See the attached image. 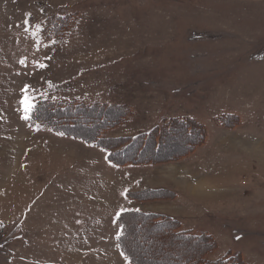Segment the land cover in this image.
<instances>
[{"label":"rangeland","instance_id":"rangeland-1","mask_svg":"<svg viewBox=\"0 0 264 264\" xmlns=\"http://www.w3.org/2000/svg\"><path fill=\"white\" fill-rule=\"evenodd\" d=\"M58 15L62 34L48 38ZM50 97L124 106L105 137L189 117L204 143L161 163L115 164L102 146L31 124ZM184 130L154 156L188 145ZM154 188L176 196L128 195ZM131 208L203 228L218 244L211 259L239 251L264 264V0H0V264H132L116 222ZM149 221L132 218L139 256L197 264Z\"/></svg>","mask_w":264,"mask_h":264},{"label":"trees","instance_id":"trees-1","mask_svg":"<svg viewBox=\"0 0 264 264\" xmlns=\"http://www.w3.org/2000/svg\"><path fill=\"white\" fill-rule=\"evenodd\" d=\"M67 17L65 15H58V17H50L49 23L43 29L46 37H58L62 34L59 32L63 21H66ZM56 26V27H55ZM49 109L46 113L44 108ZM110 113V114H109ZM49 114H53L51 117ZM129 111L122 105H113L107 103H77L75 101H59L56 98H46L37 101L28 116V120L32 125L42 124L52 127L55 131L61 132L66 135L74 136L80 138L86 142H92L96 145L102 146L109 150L108 158L111 162L119 165L126 163H156L161 161H167L165 155L157 157L155 154V149L159 148L164 138V135L169 133L175 127H180L185 129L184 132L189 139L188 145L185 144L184 149L177 154H166L174 156L177 158L181 155L189 153L194 149L195 145L204 143L201 141L205 136L203 135V130L196 126L189 117L185 118H175L169 119L161 125H157L147 132L138 133L134 136H121V137H109L103 136V132L119 126L125 121L126 116ZM91 116V117H90ZM96 123L91 126L83 125L79 123L80 121H86L88 118ZM232 119H236L234 115H229ZM89 120V119H88ZM100 123L105 124L104 126L98 127ZM86 126V128L92 127L96 130L92 136H88L86 133H80L76 126L79 127ZM194 126V127H193ZM75 129L76 131H71ZM193 129V130H192ZM91 131L90 129H88ZM78 131V132H77ZM188 134L190 137H188ZM185 136V137H186ZM135 145V147H132ZM152 145L153 150L149 149ZM165 146L171 145L167 142ZM136 148V149H133ZM144 148V149H143ZM130 149L131 151H129ZM133 149V151H132ZM144 151L146 152L144 154ZM143 152V153H142ZM162 152V151H161ZM168 153V152H166ZM150 154V155H146ZM152 154V155H151ZM160 152L158 153V155ZM174 155V156H172ZM148 192V193H147ZM128 195L133 197L138 201L146 199H160L167 198V196L175 195V192L169 191L167 189H144L140 191L128 192ZM132 218L138 219V221H149V225L154 226L162 234H167L169 237H174V240L183 251H188L191 247L189 257L195 258L197 264H245L244 259L239 251H232L225 253L224 256L218 259H211L210 255L217 249L216 239L203 228H183L179 222V219L164 213L159 212H147L142 209H127L122 211L117 217V226L119 229L117 237V245L123 255L132 264H150L153 258L141 257L134 246L140 247L144 241L136 242L135 244H130L129 235L132 230ZM139 244V246H137ZM188 257V255H187ZM161 264V263H159ZM180 264H192L191 262L183 261Z\"/></svg>","mask_w":264,"mask_h":264},{"label":"bare ground","instance_id":"bare-ground-1","mask_svg":"<svg viewBox=\"0 0 264 264\" xmlns=\"http://www.w3.org/2000/svg\"><path fill=\"white\" fill-rule=\"evenodd\" d=\"M98 124H99V123H98ZM93 125H94V124H93ZM104 125H105V124L100 123V124L98 125V127H101V126H104ZM91 128H92V127H91ZM87 130H88V129L86 128L85 131L87 132ZM173 143H174V142H173ZM171 144H172V143H171ZM176 144H177V143H176ZM172 147H173V148H172ZM174 147H175L176 150H172V151H171V149H174ZM169 149H170V150L166 149V150H168V151H166V152H168V153L164 152L165 150H162V152L159 154V156H161V154H162L163 152H164V153L162 154V156H164V155L167 156L166 154H169V153H170V154H177V153H180L181 150L184 149V147L179 148V147H177V145H171V148H169ZM165 153H166V154H165ZM196 185H197V187L199 188V190L201 189V187H202L203 189H205V186L202 185V184H199V183L197 184V183H196ZM150 264H151V262H150ZM152 264H153V263H152Z\"/></svg>","mask_w":264,"mask_h":264},{"label":"crops","instance_id":"crops-1","mask_svg":"<svg viewBox=\"0 0 264 264\" xmlns=\"http://www.w3.org/2000/svg\"><path fill=\"white\" fill-rule=\"evenodd\" d=\"M74 137V136H73ZM167 176H170V175H167ZM170 178H173V176H171ZM182 178V177H181ZM184 178V177H183ZM155 189V188H154ZM159 189H162V188H159ZM141 190H144V189H141ZM136 191H140V190H136ZM174 196H176V193H175V195ZM136 202L137 203H141V201H138V200H136ZM132 209V208H131ZM136 209H139V208H136ZM143 210H145V209H143Z\"/></svg>","mask_w":264,"mask_h":264},{"label":"snow or ice","instance_id":"snow-or-ice-1","mask_svg":"<svg viewBox=\"0 0 264 264\" xmlns=\"http://www.w3.org/2000/svg\"><path fill=\"white\" fill-rule=\"evenodd\" d=\"M41 66H43V65H41ZM28 108H30V105L28 106ZM28 108H26V111L28 110ZM25 118H27V116Z\"/></svg>","mask_w":264,"mask_h":264}]
</instances>
